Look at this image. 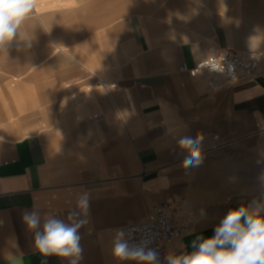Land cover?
Listing matches in <instances>:
<instances>
[{"label":"crops","instance_id":"obj_1","mask_svg":"<svg viewBox=\"0 0 264 264\" xmlns=\"http://www.w3.org/2000/svg\"><path fill=\"white\" fill-rule=\"evenodd\" d=\"M221 50L264 53V0H35L0 49V264H69L36 251L22 214L67 222L84 193L79 264H136L112 241L155 205L189 227L166 264L263 199L228 191L226 152L264 136V58L216 90L182 71ZM198 134L203 161L186 168L178 140Z\"/></svg>","mask_w":264,"mask_h":264},{"label":"clouds","instance_id":"obj_2","mask_svg":"<svg viewBox=\"0 0 264 264\" xmlns=\"http://www.w3.org/2000/svg\"><path fill=\"white\" fill-rule=\"evenodd\" d=\"M35 11V0H0V49L13 41L17 32ZM212 67L223 71L220 61ZM203 136H183L178 147L188 155L184 167L199 166L203 161ZM89 197L82 194L76 208L69 211L67 222L56 216H47L41 228L38 210L25 211L22 220L34 232V247L44 256L67 258L69 264L82 259L79 229L86 223ZM192 251L168 254L166 264H264V199L229 209L210 237L197 236L191 243ZM112 254L119 261L136 264H161L158 249L149 248L147 242L130 245L123 230H116L112 241Z\"/></svg>","mask_w":264,"mask_h":264},{"label":"built area","instance_id":"obj_3","mask_svg":"<svg viewBox=\"0 0 264 264\" xmlns=\"http://www.w3.org/2000/svg\"><path fill=\"white\" fill-rule=\"evenodd\" d=\"M263 58L262 52L233 53L221 50L194 67L183 64L182 71L192 76L206 74L209 87L216 90L222 81L232 82L253 77ZM215 61H220L223 71H217L212 67ZM188 231L189 227L178 222L168 203L153 206L146 220L131 223L124 228L126 237L132 245L147 242L149 248L158 251L167 249Z\"/></svg>","mask_w":264,"mask_h":264},{"label":"rangeland","instance_id":"obj_4","mask_svg":"<svg viewBox=\"0 0 264 264\" xmlns=\"http://www.w3.org/2000/svg\"><path fill=\"white\" fill-rule=\"evenodd\" d=\"M250 147L243 145L242 150L226 152L227 189L253 193L264 199V136L259 137L253 149Z\"/></svg>","mask_w":264,"mask_h":264}]
</instances>
